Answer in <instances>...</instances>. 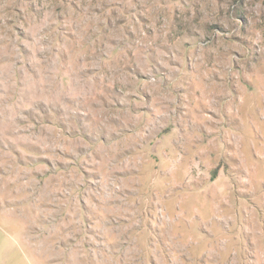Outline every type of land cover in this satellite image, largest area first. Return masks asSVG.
I'll return each mask as SVG.
<instances>
[{"label":"clouds","instance_id":"clouds-1","mask_svg":"<svg viewBox=\"0 0 264 264\" xmlns=\"http://www.w3.org/2000/svg\"><path fill=\"white\" fill-rule=\"evenodd\" d=\"M0 264H264V0H0Z\"/></svg>","mask_w":264,"mask_h":264}]
</instances>
